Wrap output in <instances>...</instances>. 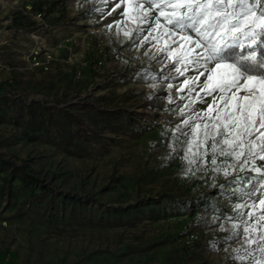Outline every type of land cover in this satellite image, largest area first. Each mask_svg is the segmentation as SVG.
<instances>
[{"label": "rangeland", "instance_id": "rangeland-1", "mask_svg": "<svg viewBox=\"0 0 264 264\" xmlns=\"http://www.w3.org/2000/svg\"><path fill=\"white\" fill-rule=\"evenodd\" d=\"M117 4L0 0V264H241V241L227 238L264 177L234 189L236 172L182 159L176 129L188 133L184 119L212 97L197 102L199 87L184 88L197 72L175 73L162 45L143 40L151 23ZM26 175L45 191L23 188ZM161 195L187 206L119 213Z\"/></svg>", "mask_w": 264, "mask_h": 264}, {"label": "snow or ice", "instance_id": "snow-or-ice-1", "mask_svg": "<svg viewBox=\"0 0 264 264\" xmlns=\"http://www.w3.org/2000/svg\"><path fill=\"white\" fill-rule=\"evenodd\" d=\"M122 4L126 18L151 23L143 40L151 36L162 45L158 51L167 53L175 73L197 72L184 81V88L196 85L203 93L196 101L212 97L205 110L184 119L188 133L176 129L186 137L182 159L190 166L211 163L225 177L251 164L249 170L264 177V165L255 164L264 161V0H121L117 7ZM218 157L226 158L225 167ZM247 195L258 199L236 205L242 219L232 223L227 239L241 241L232 259L264 264V180Z\"/></svg>", "mask_w": 264, "mask_h": 264}, {"label": "trees", "instance_id": "trees-1", "mask_svg": "<svg viewBox=\"0 0 264 264\" xmlns=\"http://www.w3.org/2000/svg\"><path fill=\"white\" fill-rule=\"evenodd\" d=\"M17 25L19 28L26 27L25 24H23V23H17ZM1 87H2V84H0V89H1ZM255 164H256V166H261V165H264V161H259L257 159L255 161ZM1 165L4 167L2 161H0V166ZM5 167L6 168H4V169L9 168V166H5ZM251 167H252V165L249 164L248 167L244 171H237L236 172L234 178H235V181H237L238 183L235 184L236 186L233 187L234 189L237 186L241 185L242 180H244V176L246 174H253V176L257 177V174L255 172H252L249 170ZM234 178H233V180H234ZM10 180H11V178H10ZM21 181L23 183V188L28 187V188H30L31 192H34L37 188L41 191H45V189L47 188V186H45L43 184H39L40 182L38 183L39 180L36 177L30 176V175H26V177L25 176L21 177ZM8 182H11V187H14V186H12V180L8 181ZM223 186H224V184H218L217 188H215L216 191L218 193L222 192ZM223 193H225V195H227L226 192H223ZM201 198L203 199V204H206V202L210 201V199L212 197L202 196ZM69 199H71V198H69ZM160 199L161 200H159V201H156L155 199H151L148 202H145V204H141V205H131L125 209H122L119 213L121 215L122 214H134L135 215L136 213L140 212V213H147L148 216L155 218L157 216L156 212H158V211L161 212L162 215L164 216V215H166V210L172 209V207L185 208L187 206V200H183L180 198H174V197H170V196H166V195H161ZM73 201L75 202L76 200L74 199ZM196 203H199V201L196 200Z\"/></svg>", "mask_w": 264, "mask_h": 264}, {"label": "built area", "instance_id": "built-area-1", "mask_svg": "<svg viewBox=\"0 0 264 264\" xmlns=\"http://www.w3.org/2000/svg\"><path fill=\"white\" fill-rule=\"evenodd\" d=\"M1 83V82H0Z\"/></svg>", "mask_w": 264, "mask_h": 264}]
</instances>
